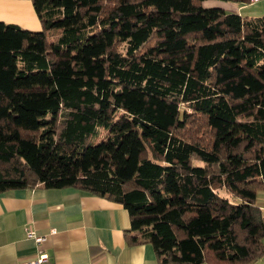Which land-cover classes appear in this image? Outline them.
Returning a JSON list of instances; mask_svg holds the SVG:
<instances>
[{"label":"trees","instance_id":"16d2710c","mask_svg":"<svg viewBox=\"0 0 264 264\" xmlns=\"http://www.w3.org/2000/svg\"><path fill=\"white\" fill-rule=\"evenodd\" d=\"M207 1L31 0L41 31L0 23V194L120 204L157 264L262 258L264 15Z\"/></svg>","mask_w":264,"mask_h":264},{"label":"crops","instance_id":"0c3cea01","mask_svg":"<svg viewBox=\"0 0 264 264\" xmlns=\"http://www.w3.org/2000/svg\"><path fill=\"white\" fill-rule=\"evenodd\" d=\"M209 4L243 17H249L242 14L246 7L260 5L250 18L264 15V1ZM0 23L41 31L31 0H0ZM256 204L264 217V192H258ZM129 227L122 205L74 188L7 191L0 194V264L34 260L39 249L52 264H157L150 244L129 243L125 237ZM28 231L45 236L41 247L26 236ZM250 264H264V256Z\"/></svg>","mask_w":264,"mask_h":264},{"label":"built area","instance_id":"2783aa9c","mask_svg":"<svg viewBox=\"0 0 264 264\" xmlns=\"http://www.w3.org/2000/svg\"><path fill=\"white\" fill-rule=\"evenodd\" d=\"M262 1L264 0H249L248 4L254 5ZM26 236L29 239L33 240V242L35 243L37 247H41L43 243L46 241L45 236L36 235L32 231H28L26 233ZM20 264H52V263L50 261L49 255L45 252V250L39 249L34 260L27 261V262H21Z\"/></svg>","mask_w":264,"mask_h":264},{"label":"rangeland","instance_id":"374dc122","mask_svg":"<svg viewBox=\"0 0 264 264\" xmlns=\"http://www.w3.org/2000/svg\"><path fill=\"white\" fill-rule=\"evenodd\" d=\"M211 2H214V0H209V1H207L206 3H204V6H205V7H215L214 5H210V4H209V3H211ZM259 3H262V2H259ZM259 6H260V5H257V6H255V7H253V8L246 7V9L242 10V14H243V15H247V16H249V17H255V16H253V15H255V13H257V12L255 11V9L258 8ZM258 15H261V14H258ZM197 128L199 129V127H197ZM187 132H188V134L192 135L191 128H190L189 130H187ZM198 133H199V131H198ZM198 133H197V136H198Z\"/></svg>","mask_w":264,"mask_h":264}]
</instances>
